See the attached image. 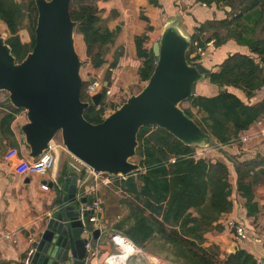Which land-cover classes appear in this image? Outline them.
<instances>
[{
	"label": "trees",
	"instance_id": "16d2710c",
	"mask_svg": "<svg viewBox=\"0 0 264 264\" xmlns=\"http://www.w3.org/2000/svg\"><path fill=\"white\" fill-rule=\"evenodd\" d=\"M75 1L71 2L70 15L83 37L91 68L97 70L105 64V57L119 31L104 28L95 0ZM197 1L208 7L222 3L230 8V12L226 13L227 19L207 22L191 36L192 44L187 55L189 62L197 63L201 59V56L190 59L195 43L206 50L212 41V38L204 39L206 30L225 29L239 45L248 47L250 51V55H229L218 71L207 75L210 83L220 89L216 96L194 95L184 102L189 104V108L184 109L185 113L212 136L213 146L223 157L215 156L209 160L198 158L199 149L184 145L166 130L142 128L133 159L140 170L127 178L114 177L115 188L122 195L119 203L123 213L113 224L112 230L114 234L129 238L143 251H149L171 264H262L243 250L233 254L222 253L219 246L207 243L206 235L222 230L221 220L234 209L235 192L241 193L247 200L249 214H253L256 207L253 188L258 183H264L258 179L264 175L263 171L258 174L248 162H240L237 157L224 151L226 147L239 142L242 133L252 124L264 118V101L250 104L228 91L229 87L240 89L250 100L264 88V37L255 38L259 28L264 31V0ZM150 3L156 8V13H143L140 16L146 33L136 37L140 61L138 81L142 88L155 69L157 59L153 45L162 32V23L157 18L162 11L161 6L156 0H150ZM28 7L30 20L36 29L38 12L35 1L31 0ZM27 17L24 0H0V21L13 35L6 42L18 63L35 46V34L30 50L18 36L19 28ZM216 41L220 45L226 39L217 38ZM119 56L116 55L112 68L117 66ZM88 86L89 81L84 83L82 89L81 98L85 102L91 101L87 94ZM221 88L227 90L222 92ZM106 90L103 86L104 98L100 105H91L84 113L86 120L92 124L103 122L127 101L123 96L120 101L108 104ZM6 102L10 104L8 97ZM12 111L13 114L4 117L2 127H9L14 122V114L24 110L12 107ZM231 171L236 174V185L231 181ZM72 177L84 180L85 171L76 174L70 168H64L57 180V187L64 186L66 179Z\"/></svg>",
	"mask_w": 264,
	"mask_h": 264
},
{
	"label": "water",
	"instance_id": "95a60500",
	"mask_svg": "<svg viewBox=\"0 0 264 264\" xmlns=\"http://www.w3.org/2000/svg\"><path fill=\"white\" fill-rule=\"evenodd\" d=\"M34 1L38 12L35 46L22 62L16 61L0 36V92L8 94L14 108L27 113V123L20 129L31 160L49 150L60 136L65 150L95 174L127 178L140 170L133 159L144 127L164 129L189 147L214 145L212 136L180 107L196 94L197 85L211 71L188 61L191 36L181 27L178 14L164 24L153 45L157 61L146 86L103 122L92 124L84 113L91 105L99 106L104 93L95 94L90 102L81 98L83 63L75 46L72 0ZM95 81L92 77L90 84ZM64 185L67 194L60 191L57 207L44 219L32 264H66L69 260L82 264L86 260L88 239L83 236L76 203L87 200L78 199L77 177L66 179ZM100 235L96 230L92 236L97 241ZM238 249L235 243L229 252Z\"/></svg>",
	"mask_w": 264,
	"mask_h": 264
},
{
	"label": "crops",
	"instance_id": "0c3cea01",
	"mask_svg": "<svg viewBox=\"0 0 264 264\" xmlns=\"http://www.w3.org/2000/svg\"><path fill=\"white\" fill-rule=\"evenodd\" d=\"M162 11L158 15L165 20V23L178 14L181 27L187 34L192 36L197 29L210 21H222L225 15H221L216 7H208L199 4L197 0H156ZM101 19L104 21V28L110 31H119L110 46L105 57V64L97 69L95 78L97 81L110 77L113 83L104 82L103 85L117 94L120 89L124 91L127 87L138 82V70L140 62L137 56L136 37L142 34L145 26L140 22V16L145 14L153 15L156 8L150 0H95ZM222 4V3H221ZM226 8V7H225ZM205 35V34H204ZM211 42L208 44L210 45ZM207 45V47H208ZM234 49L227 54L224 49L228 46ZM203 64L211 72L219 70V66L231 54L250 55L249 48L238 44L235 37L225 41L218 48L209 47ZM205 50V51H206ZM214 50V51H212ZM205 54V53H204ZM116 55H120L117 66L112 68ZM91 79V77H90ZM204 86L197 87L201 96H216L220 89L210 81L205 80ZM218 90V92H217ZM227 90V88H225ZM229 92L238 95L243 101L250 104H258L264 101V88L258 91L250 100L240 89L228 88ZM7 96L0 92V264H21L30 247L29 239L37 237L43 226V221L48 218L58 205L60 191L67 194L65 185L57 187V180L64 168H70L76 174L85 171V178H78L79 199L94 200L99 197L103 202L102 195L107 189L111 190L112 185H104L101 178L95 179L89 174L81 162L72 157L67 151L59 149V161L56 168L46 177L16 176L13 171L14 163L5 161L4 155L10 148H16L23 159L30 160L29 148L24 142L21 126L27 123L26 111H19L14 114V122L9 127H2L3 119L8 114H13L11 104L6 102ZM54 144H61L58 138ZM225 152L237 157L240 162H248L258 174L264 172V118H260L249 129L242 133L240 141L224 149ZM214 156L223 157L221 154L208 155L207 151L199 150L198 158L214 159ZM64 158V162L60 164ZM68 165V166H66ZM253 175V173H252ZM232 183L236 185V174L231 171ZM258 179L264 182V175ZM48 183L49 191L41 189V185ZM109 191V190H108ZM254 204L253 214H249L247 200L239 192L234 193V209L227 214L220 222L221 231L211 232L206 235L207 243L220 247L222 253H230V248L236 243L233 233L227 228L229 220L237 221L245 227L246 239L237 243L238 250H243L253 255L259 263H264V183H258L253 188ZM78 208L81 203H76ZM105 212L99 214L103 225V231L97 241L93 239L94 249L98 256L88 261V264H108L106 258L117 251L111 237L114 233L105 230V224L109 221L105 218ZM120 214H116L115 221ZM113 232V230H112ZM9 235L11 239H7ZM69 260L66 264H74ZM85 264V261L82 263ZM131 264H141L140 259H133Z\"/></svg>",
	"mask_w": 264,
	"mask_h": 264
},
{
	"label": "built area",
	"instance_id": "2783aa9c",
	"mask_svg": "<svg viewBox=\"0 0 264 264\" xmlns=\"http://www.w3.org/2000/svg\"><path fill=\"white\" fill-rule=\"evenodd\" d=\"M211 44H213V41H211ZM193 52L194 53L190 56L191 60L195 59L197 56H203L205 50L200 47L198 43H195ZM103 86L104 85L97 80L93 84H90L89 81L87 89L88 96L91 98L95 94L102 92ZM111 93L112 92L110 90H106L107 97H109ZM59 149L65 150L62 142L58 145H51L49 150L44 152L37 159L27 160L20 157L19 151L16 148H10L4 155V160L14 163L13 171L16 176L27 175L46 177L57 166L59 161ZM83 166L95 179L101 178L104 185H112L114 177H117L108 174H95L92 169L86 167L85 165ZM41 189L49 191L50 187L48 183H45L41 185ZM79 209L81 211L80 221L82 222L83 236L88 239L86 244L87 256L85 260V264H88V261L98 256V252L93 246L92 235L96 230H100L101 232L104 230L102 222L99 218V214L102 212V202L99 197H96L90 203L81 204ZM227 228L233 233L236 243H241L247 238L243 224L234 220H229L227 222ZM6 238L11 239L9 235H6ZM111 239L116 246L117 251L106 258L108 264H131L133 259H146L143 250L137 247L129 238L121 234H113ZM36 243L37 241L35 238L29 239L30 247L21 264H32V257L36 252Z\"/></svg>",
	"mask_w": 264,
	"mask_h": 264
},
{
	"label": "rangeland",
	"instance_id": "374dc122",
	"mask_svg": "<svg viewBox=\"0 0 264 264\" xmlns=\"http://www.w3.org/2000/svg\"><path fill=\"white\" fill-rule=\"evenodd\" d=\"M77 2H78V0L75 1V3H77ZM30 3H31V0H24L25 11H26L28 17L24 20L22 26L19 28V31H18V36L20 38V41L23 45H26L27 50H30V45L33 41L34 34H35V31H34L35 25H34V23L32 24V22L30 20L31 12H30L29 7H28V5ZM213 7H216V9L219 11V13L221 15H225L227 12H230L227 10V8H229V7L225 6L224 4H219L218 6L213 5ZM33 15L34 14H32V17H33ZM157 18H158V21H160L162 23V28H163V26L165 24V20L161 18V15H160V17H157ZM225 19H227V15H225ZM145 33H146V29L144 30L142 35ZM214 33H217V36H214ZM0 36L3 39H5V41L9 40L13 36L11 34L10 30L8 29V27L2 21H0ZM203 37H204V39L212 38L213 44L208 45L207 49L209 47H211L212 49L218 48L221 45V44L217 45L220 42V40H219V42L216 41L217 38L218 39H221V38L226 39L227 41H230L233 38L232 36L228 35L227 30H225V29H220L218 31L206 30V33ZM215 37H217V38H215ZM256 37H261V38L264 37V31H261L259 28L257 30V34L255 35V38ZM75 46H76V51L80 57V60L83 63L82 68H81V76L83 78L84 83H87L88 80L90 81V77L91 78L97 77V75L95 74V72L97 70H92V68H91V65L89 63V58L86 55V47H85L84 42H83V37L78 32L77 28H75ZM233 49H234V46L230 45L224 49L223 53L225 54V52H227V54H228ZM212 51H214V50H212ZM206 54H207V50L205 51V54L203 56H201V59L197 63H202L203 62L202 59H205ZM254 57L257 59V56H254ZM139 68H140V66H139ZM206 79H207V81H209V78H207V76H206L205 79H203L197 85V87L201 88L202 86H204L205 83H207L205 81ZM105 81L109 82L110 84L115 82L110 77H107V79L105 78V80L104 79L100 80V82L102 84ZM130 82H132V84H130L126 90L124 89V91H123L122 89H120L117 94H113V92H112L111 95L106 98V102L108 104H110L112 101H120L123 98V96L126 97L128 100L132 95H135V94H138L139 92H141L142 89L146 86L145 85L142 88L139 84H135L133 81H130ZM198 89L196 90L195 95L198 94ZM217 92H218V90H217ZM3 94L8 97V94L6 92H3ZM180 107L182 109H187V108H189V104L183 103ZM198 118L199 117L197 116V119ZM58 141H61L60 136L58 137ZM197 149L207 151L208 155L219 154V151H218L217 147H215V146H211L208 148H197ZM61 162L62 163L64 162V158H62V161H60V164H61ZM121 198H122V195L118 190H116L115 186L111 187V190L110 189L105 190L103 192V195H102L103 211L105 212V209H104V205H105L106 209H107L106 213H105V218L107 219V221H109V223H107L108 225L105 224V230H109L110 233H113L112 227H113V224L115 223L114 220H115L116 214H122L123 213V210L121 209V206H120L121 204L119 203L121 201ZM143 252L145 254L144 256L146 259L141 258L140 259L141 264H171L170 262L164 260L163 258L156 257L155 255L149 253V251L144 250Z\"/></svg>",
	"mask_w": 264,
	"mask_h": 264
}]
</instances>
